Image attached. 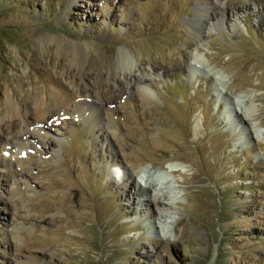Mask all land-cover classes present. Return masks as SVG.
Instances as JSON below:
<instances>
[{
	"label": "rangeland",
	"instance_id": "obj_1",
	"mask_svg": "<svg viewBox=\"0 0 264 264\" xmlns=\"http://www.w3.org/2000/svg\"><path fill=\"white\" fill-rule=\"evenodd\" d=\"M199 1L8 0L0 264H264V0H222L224 17L208 0L202 37ZM74 81L102 107L64 114ZM11 97L45 132L37 145L9 140L22 123ZM151 167L149 183L129 178ZM149 189L169 204L163 218L148 217Z\"/></svg>",
	"mask_w": 264,
	"mask_h": 264
},
{
	"label": "bare ground",
	"instance_id": "obj_2",
	"mask_svg": "<svg viewBox=\"0 0 264 264\" xmlns=\"http://www.w3.org/2000/svg\"><path fill=\"white\" fill-rule=\"evenodd\" d=\"M212 4H214L215 6L218 7V9L221 12V16L224 17V11H225L224 2L222 0H214V2H212ZM209 6H210V3H209L208 0H200L198 5L196 6L197 15H196L195 18L192 19V22L195 25V28H196V31L198 32L199 37H202L203 35L207 34V30L210 29L209 24H206V23L204 24L205 19L210 20L211 19L210 17L214 13V11L212 13L213 9L209 8ZM217 14H219V13H217ZM224 20H225L224 18L223 19H218V22L216 21L215 25L216 26H219V25L223 26L224 25ZM199 47H200V45H199ZM69 49H70L69 50L70 53L73 54V56L75 58L82 59V55H81L82 54V52H81L82 48H80L78 43H76L74 41L73 42H69ZM198 55H199V53H198ZM198 55H196L197 56L196 57L197 60L199 59L198 57H200ZM201 56H202V54H201ZM130 60H131V57H129L128 52L126 50H124V49L120 50L118 56L115 58V60L113 62V66L110 68V72H112L113 70L115 72L113 74H110V75L112 76L114 82L117 85H119V82L117 81L118 79H117V76H116V70H118L119 66L121 68H126V66L128 65V62ZM75 82L76 81L72 82V84L75 87H74V89L72 91H69V95H68V93H63L62 94V98H63L62 99V106L58 105L60 110H62V112H65L64 114L68 113V114H72V116L76 115V113L80 112L83 109H84V111H86L87 109H85V107L87 106L86 108H88V106H89V104L87 102L88 101L90 102V100L94 98L93 95L87 94L89 92V90L91 91V89L82 90L81 89V85L78 84V83L76 84ZM136 84H140V83L136 82ZM86 86L88 87L89 85H86ZM118 89H116V90H118ZM134 89L135 88H133V89H129V88L122 89V88H120V91H123L122 95H123V97H125V96L131 95V94L133 95L134 94ZM137 89L139 90L140 95L144 99H146L150 103L153 102V97L151 95L152 92H151V90H150V88L148 86H146V85L145 86L137 85ZM57 92L60 93V90H57ZM125 94H127V95H125ZM100 98H102V97H100ZM92 101H93V103H91V106H89V107H91V109H93L94 107H95L94 109H97V108L99 109V108L102 107L99 99L96 98V100L93 99ZM7 102L10 104V107H11V111L10 112H11L12 116L15 117V118L19 117V116L22 117V123L20 125V128L15 133H12L11 135H9V138H10L9 140H12L11 142H13L14 144H17V146L22 145L21 140L23 142L28 141V143L30 145H37L36 144V140L37 139L40 140L42 138H45L44 135H43L45 133L43 131V129H41V127L35 125L33 122H29L27 116L23 112H21V108L19 107V105H18L17 101L15 100V98L11 97V98H9L7 100ZM46 103H47L46 101H43L40 104L36 105V107H35L37 110L40 111L39 114L41 115L42 118H46V115H47L43 111L44 110L43 106H45ZM41 109H43V110H41ZM104 111L105 112H104L103 117L106 116L107 118L106 119L104 118V120H103L105 124L101 123V125H105L107 127V129H108V133H110L113 136L114 133H115V131H114L115 126L111 124V116H112L111 112L109 110H107V109L106 110L104 109ZM89 117H90V115H89ZM16 158L17 157L15 155H12V158L10 157V159H12V160H15ZM17 160L19 161L18 158H17ZM25 163H28V160L25 161L23 165L20 164V163H18V164H20V166H24ZM118 167L119 166H117V168L112 166L111 171L117 170ZM148 174H150V175H148ZM151 174L152 175L155 174L154 167H151L150 170H147V169L139 170L136 174H133V173L129 174V178L134 180V184H135V181H136V177L138 179L141 178V180L144 181L145 183H149L150 178H151ZM140 184H138V187H140V191L139 192H141L142 191L141 188H143V185H140ZM155 187H154V189H155ZM136 188H137V185H136ZM148 191H150V193H152L151 197H149L150 199L146 200L148 202V208H147V210L149 212L148 217L149 218H154V219L163 218L164 215L161 214V210H168L169 209V204H167L157 192L153 193L150 189ZM169 197H170V195H169Z\"/></svg>",
	"mask_w": 264,
	"mask_h": 264
},
{
	"label": "trees",
	"instance_id": "obj_3",
	"mask_svg": "<svg viewBox=\"0 0 264 264\" xmlns=\"http://www.w3.org/2000/svg\"><path fill=\"white\" fill-rule=\"evenodd\" d=\"M11 3L8 2V0H0V12H3L2 10L10 9Z\"/></svg>",
	"mask_w": 264,
	"mask_h": 264
}]
</instances>
